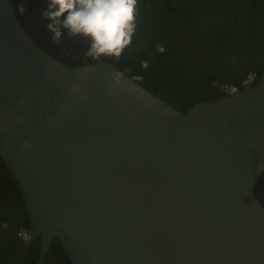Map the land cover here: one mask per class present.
<instances>
[{"label":"water","instance_id":"1","mask_svg":"<svg viewBox=\"0 0 264 264\" xmlns=\"http://www.w3.org/2000/svg\"><path fill=\"white\" fill-rule=\"evenodd\" d=\"M86 65L77 115L57 111L69 93L56 81L70 89ZM113 68L57 60L0 0V114L30 104L22 124L0 131V157L30 216L24 245L40 239L36 264L54 239L71 264H264L254 193L264 171V71L255 86L182 110L139 82L136 96L114 100Z\"/></svg>","mask_w":264,"mask_h":264},{"label":"trees","instance_id":"2","mask_svg":"<svg viewBox=\"0 0 264 264\" xmlns=\"http://www.w3.org/2000/svg\"><path fill=\"white\" fill-rule=\"evenodd\" d=\"M15 15L42 50L70 65L93 62L84 56L86 43L65 34L52 40L47 21L40 15L47 0H11ZM26 5L25 13L18 6ZM138 28L133 43L117 63L104 58L171 106L184 110L194 103L228 95L224 85L243 89L249 74L264 71V9L261 0H138ZM163 45L165 52L156 53ZM153 53H156L154 56ZM149 60L147 69L142 60ZM216 84L212 85V81ZM254 193L264 207V171ZM13 220V225L10 224ZM31 220L19 184L0 157V264H36L37 237L25 250L17 232L28 230ZM43 264H71L58 239H54Z\"/></svg>","mask_w":264,"mask_h":264},{"label":"clouds","instance_id":"3","mask_svg":"<svg viewBox=\"0 0 264 264\" xmlns=\"http://www.w3.org/2000/svg\"><path fill=\"white\" fill-rule=\"evenodd\" d=\"M25 9L26 5L21 3L17 10L23 15ZM40 15L47 21L46 28L52 33L53 41L59 43L65 34L69 38H80L86 43V58L95 62L108 58L118 63L125 51L132 46L138 28L139 7L138 0H47ZM163 52L165 47L157 45L156 53ZM148 66L149 60L141 61L142 68L147 69ZM47 67L46 64L45 68ZM92 71L93 68L88 65L80 69L78 79L72 83L70 89L67 83L56 81L59 88L69 93L68 102L57 103V111L66 112L70 116L77 115L73 111L72 102L87 99L85 84ZM127 71L113 68L109 73L106 91L114 100L120 95L136 96L139 93L138 82L143 81V76H126ZM48 73L52 72L46 70L45 77ZM28 108V100L20 99L14 109L0 114V131L11 129L10 120L22 124L23 113ZM22 146L25 149L31 147L27 140Z\"/></svg>","mask_w":264,"mask_h":264},{"label":"built area","instance_id":"4","mask_svg":"<svg viewBox=\"0 0 264 264\" xmlns=\"http://www.w3.org/2000/svg\"><path fill=\"white\" fill-rule=\"evenodd\" d=\"M254 77H255L254 74H249V75L245 78L243 84H244V85H246V84H250L251 81L254 79ZM236 90H237V87H235V86H232V85H227V86H225V92H226L227 94H232V93L235 92ZM18 234H19V236H20L23 240H26V239L28 238V233H27V231L24 230V229H21V230L18 232Z\"/></svg>","mask_w":264,"mask_h":264},{"label":"flooded vegetation","instance_id":"5","mask_svg":"<svg viewBox=\"0 0 264 264\" xmlns=\"http://www.w3.org/2000/svg\"><path fill=\"white\" fill-rule=\"evenodd\" d=\"M261 3H262V5H263V9H264V0H261ZM254 79L251 81V83L250 84H252L256 79H257V76L254 74ZM244 82V81H243ZM216 84V80H214V81H212V85H215ZM225 86H227V84L226 85H224L223 87L225 88ZM224 92H225V89H224ZM226 93V92H225ZM10 224L11 225H13V220H10ZM19 232V231H18ZM18 232H17V234H18ZM27 233H28V230H27ZM18 236H19V234H18ZM20 237V236H19ZM21 238V237H20ZM22 239V238H21ZM23 240V239H22ZM28 248V247H27ZM26 248V246H25V250L27 249Z\"/></svg>","mask_w":264,"mask_h":264}]
</instances>
